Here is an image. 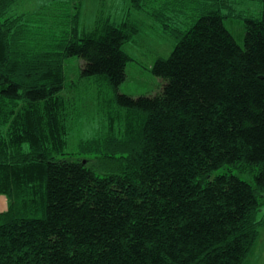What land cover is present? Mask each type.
<instances>
[{"label":"trees","instance_id":"16d2710c","mask_svg":"<svg viewBox=\"0 0 264 264\" xmlns=\"http://www.w3.org/2000/svg\"><path fill=\"white\" fill-rule=\"evenodd\" d=\"M14 1L0 0V264H243L264 224V9L240 45L222 0H130L176 38L151 67L160 88L133 96L128 12L84 29L82 0L75 15L62 0L12 15ZM80 86L106 124L68 151Z\"/></svg>","mask_w":264,"mask_h":264},{"label":"rangeland","instance_id":"374dc122","mask_svg":"<svg viewBox=\"0 0 264 264\" xmlns=\"http://www.w3.org/2000/svg\"><path fill=\"white\" fill-rule=\"evenodd\" d=\"M49 0H15L10 6V12L14 14L28 13ZM222 12L227 14L224 24L231 32L236 42L243 45L244 18L250 15H258L264 9L261 0H222ZM64 12L75 15L77 12V0H62ZM130 0H82L79 15V27L90 28L96 18H109L115 22L127 16L138 25L139 31L131 41L124 45V50L130 55L126 63V77L119 84V91L137 96L156 92L161 85V79L153 74L151 67L158 57L166 58L174 45L176 38L172 34L164 33L160 24L143 10L130 7ZM63 13V12H62ZM188 16L190 10L187 11ZM187 16V17H188ZM178 20L181 28L185 29L191 17ZM175 22V21H174ZM177 23V22H176ZM46 33V32H45ZM39 36V35H37ZM81 60L77 56L66 58L65 73L68 80L78 79ZM82 86V85H81ZM77 91L70 88L65 92L69 103L75 102L78 114L68 131L65 150H76L80 139L91 137L103 130L102 116L97 111V105L92 97L91 90L81 88ZM68 103V104H69ZM0 209L7 205V198L0 194ZM5 206V207H4ZM260 213V212H259ZM243 264H264V224L260 228L259 238L247 260Z\"/></svg>","mask_w":264,"mask_h":264},{"label":"crops","instance_id":"0c3cea01","mask_svg":"<svg viewBox=\"0 0 264 264\" xmlns=\"http://www.w3.org/2000/svg\"><path fill=\"white\" fill-rule=\"evenodd\" d=\"M1 198V197H0ZM5 207V206H4ZM2 209H4L3 207L0 209V210H2Z\"/></svg>","mask_w":264,"mask_h":264}]
</instances>
